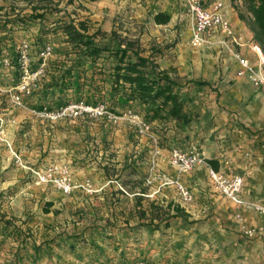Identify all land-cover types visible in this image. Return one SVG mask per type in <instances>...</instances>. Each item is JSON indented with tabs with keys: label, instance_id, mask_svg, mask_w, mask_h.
<instances>
[{
	"label": "rangeland",
	"instance_id": "rangeland-1",
	"mask_svg": "<svg viewBox=\"0 0 264 264\" xmlns=\"http://www.w3.org/2000/svg\"><path fill=\"white\" fill-rule=\"evenodd\" d=\"M180 1L177 0L178 6ZM57 2L61 10L48 13L44 23L32 19L24 25L8 24L0 29V43L8 44L9 47L16 45L20 71L16 74L10 65L5 64L4 59L9 56L6 49L2 48L0 115L6 121V117L13 115L15 109H32L27 104L21 108L13 106L10 97L11 89L18 85L24 75L23 55H27L31 71L42 69L41 76L58 58L55 52L58 42L51 40L44 46L36 43V35L44 25L46 29H51L58 27L63 20L75 19L85 21L91 32L101 29L110 33L116 30L123 36L140 39L147 53L161 49L162 54L156 55L159 64L165 55L167 59L173 55L171 50L175 44L185 41L190 45L189 32L185 38L187 27L179 25L176 31L179 20L177 25L174 23V27L172 21L165 26L155 23L153 12L162 8L167 0H0V23L29 18L34 7L46 3L54 7ZM37 11L43 10L39 8ZM189 52L198 54L200 51L193 48ZM39 57H43L40 62ZM72 102L79 101L69 103ZM107 111L96 115L71 116L52 124L57 127L67 122L58 127L66 132L65 142L74 147L70 163L60 165L70 168L78 188L97 180L107 183L102 200L106 208L102 210L103 216L97 217L92 207L83 210L70 206L64 215H59L46 227V231L41 234L31 231L32 241L37 244L52 239L51 245H45L47 254L38 259V264H251L250 258L244 257V249L235 244L241 237L218 238L216 234L219 231L210 228L224 229V226L214 223L207 226L203 218L196 219L190 215L187 221L175 220L167 228L163 225L158 229L138 227L139 221H147L146 218L141 220L140 214L136 212V195L141 188H146L142 199L143 208H148L153 200L165 203L172 196L177 201L179 197L176 189L165 184L163 179L165 176H177L167 174L159 163L164 158L170 163V150L159 144L160 136L156 130L149 126L141 133L143 120L134 111L120 115ZM112 209L116 213L114 219L117 218V225L113 229L109 226L113 221L110 224L107 222ZM55 214H59L57 208ZM126 219L130 220L131 226H126ZM249 228L241 227L239 235L255 238L257 235L251 236L245 232ZM24 262L32 264L30 258Z\"/></svg>",
	"mask_w": 264,
	"mask_h": 264
},
{
	"label": "crops",
	"instance_id": "crops-1",
	"mask_svg": "<svg viewBox=\"0 0 264 264\" xmlns=\"http://www.w3.org/2000/svg\"><path fill=\"white\" fill-rule=\"evenodd\" d=\"M223 1L226 16L243 37V44L236 49L264 74V50L262 46L261 53L252 49V43H260L255 40L250 25L239 16L240 12L249 15L244 1ZM180 2L178 6L177 0H167L153 16L159 11L170 14L168 23L157 25L165 26L172 21L174 27L179 20L176 31L184 24L186 38L188 32L191 35V22L185 13L184 0ZM183 42L175 44L171 50L173 55L168 59L165 55L160 65L162 69L173 68L172 75L182 85L180 91L193 117L189 129L190 146L196 148L206 162L188 172L179 171L165 158L159 163L167 174L178 176L192 189L195 202L186 211L193 218L206 219L207 226L213 223L224 226V229L210 228L219 231L218 238L241 237L235 244L244 249V257L250 258L251 264H264V237L239 235L241 227L264 228V213L218 192L209 176V165L219 169L221 156H226L232 168L245 179L242 198L247 203L264 205V85H255L247 71L240 73L241 67L235 57L218 44L210 49L194 48L201 52L196 54L190 53L189 49L193 48ZM13 112L6 117L7 142L0 143V195L5 196L0 203V213L17 219L36 234L46 231V227L59 215H64L70 206L83 210L92 207L94 215L103 216L106 205L102 200L107 183L97 180L90 189L81 187L66 195L52 183L37 181L34 175L33 170L46 165L70 163L74 147L65 142L66 132L58 127L67 122L54 127L29 109ZM10 148L20 153L26 167L13 160ZM10 189L14 192L10 193ZM170 200L176 202L174 196ZM56 208L59 214H55Z\"/></svg>",
	"mask_w": 264,
	"mask_h": 264
},
{
	"label": "trees",
	"instance_id": "trees-1",
	"mask_svg": "<svg viewBox=\"0 0 264 264\" xmlns=\"http://www.w3.org/2000/svg\"><path fill=\"white\" fill-rule=\"evenodd\" d=\"M249 15L239 13L246 21L254 37L264 50V0H243ZM52 2V1H49ZM29 18L0 23V29L8 24L24 25L29 20L39 19L45 22L48 13L60 11L58 2L53 5L34 7ZM42 9V12L37 11ZM156 24H166L171 15L159 11L153 16ZM58 27L46 29L45 25L36 35V43L44 46L55 40L58 47L57 60L48 66L40 77L32 93L24 97V102L32 109L55 110L70 101L84 102L86 105L104 104L117 115L126 111L136 112L154 131L159 133V144L169 150L175 147L190 146L189 129L193 117L187 111L188 101L183 97L181 83L172 75L173 68L162 69L156 55L161 49L147 53L140 39L123 36L116 30L110 33L98 29L91 32L85 21L63 20ZM6 49L10 58V68L19 74L16 45L0 43V51ZM1 54V52H0ZM43 57H39V62ZM173 131V133H172ZM214 165L217 167L216 163ZM106 167V166H104ZM9 192H14L10 189ZM115 193V191H113ZM112 192V194H113ZM141 188L137 194L136 212L139 213L138 227H170L177 220H188L190 214L179 203L170 200L166 203L153 200L148 208H143ZM4 195H0V203ZM47 212L48 208L45 209ZM107 220L110 228L117 221L115 210ZM126 226H131L126 219ZM31 230L20 225L15 218L0 213V264H24L30 258L32 264L47 254L45 245L52 239L37 244L32 241ZM80 236V235H77Z\"/></svg>",
	"mask_w": 264,
	"mask_h": 264
},
{
	"label": "built area",
	"instance_id": "built-area-1",
	"mask_svg": "<svg viewBox=\"0 0 264 264\" xmlns=\"http://www.w3.org/2000/svg\"><path fill=\"white\" fill-rule=\"evenodd\" d=\"M184 8L186 15L191 22L190 45L193 48L207 47L212 48L219 45L222 49L231 52L233 57L238 61L241 69L240 73H249V77L255 85H264V74L256 70L250 59L236 49L237 46L243 44V37L234 29L230 19L225 14V5L223 0H184ZM251 47L256 52L261 53L262 48L258 43H252ZM50 48H48L49 50ZM6 65H10V59L5 58ZM22 68L24 75L16 87L11 89V102L15 107H26L24 97L32 93L40 79L42 69L31 71L29 67V59L26 54L22 58ZM15 90V91H14ZM32 113L38 117L48 120L51 124H55L61 120H65L71 116L84 114L96 115L108 112L105 105L98 107L86 105L84 102L69 103L59 109L51 110L47 107L43 109H31ZM110 114V113H109ZM116 117V115H110ZM6 120L0 115V143L6 140ZM141 133H144L149 125L141 121ZM10 145V144H9ZM13 160L20 166L26 167V164L18 151L10 148ZM205 158L193 146L188 148L175 147L170 150V163L177 167L181 172H188L196 165L205 163ZM221 167L219 169L209 165V176L214 187L229 199L236 203L246 204L258 211L264 213V205L256 203H247L241 196L245 179L242 174L236 172L231 165V160L226 156H221ZM34 175L39 182H47L54 184L61 192L66 195L72 194L78 184L72 178L70 168L60 164H50L41 169L33 170ZM165 184L172 185L178 194L176 201L182 207L189 211L195 202V196L192 189L184 184L180 178L167 177L164 178ZM84 187L91 188V184L87 183ZM249 235H261L264 237L263 227H252L245 231ZM119 264V263H115ZM133 264H153L137 262Z\"/></svg>",
	"mask_w": 264,
	"mask_h": 264
}]
</instances>
